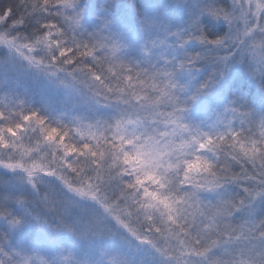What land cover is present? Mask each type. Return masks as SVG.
I'll return each mask as SVG.
<instances>
[{"label": "snow or ice", "instance_id": "1", "mask_svg": "<svg viewBox=\"0 0 264 264\" xmlns=\"http://www.w3.org/2000/svg\"><path fill=\"white\" fill-rule=\"evenodd\" d=\"M0 264H264V0H0Z\"/></svg>", "mask_w": 264, "mask_h": 264}]
</instances>
